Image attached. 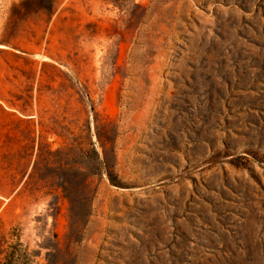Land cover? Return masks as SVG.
<instances>
[{"label":"rangeland","instance_id":"obj_1","mask_svg":"<svg viewBox=\"0 0 264 264\" xmlns=\"http://www.w3.org/2000/svg\"><path fill=\"white\" fill-rule=\"evenodd\" d=\"M21 2L0 0V264H264V0ZM99 124L122 186L94 173Z\"/></svg>","mask_w":264,"mask_h":264},{"label":"trees","instance_id":"obj_2","mask_svg":"<svg viewBox=\"0 0 264 264\" xmlns=\"http://www.w3.org/2000/svg\"><path fill=\"white\" fill-rule=\"evenodd\" d=\"M53 0H22L20 8L16 11L17 16L22 14H29L31 12H38V11H49L51 12L53 9ZM108 125V124H107ZM106 131V124L105 125H96V134L98 141L100 142L101 146L105 148L107 146V141L110 140ZM111 142V149L109 151H103V154L97 153V166L95 167V174H106L110 182L115 186H122V182L115 171V162L114 158L115 150H114V139L110 140ZM65 190L67 187H64Z\"/></svg>","mask_w":264,"mask_h":264},{"label":"bare ground","instance_id":"obj_3","mask_svg":"<svg viewBox=\"0 0 264 264\" xmlns=\"http://www.w3.org/2000/svg\"><path fill=\"white\" fill-rule=\"evenodd\" d=\"M0 47H5V46H3V45H0ZM44 59H47V58H44Z\"/></svg>","mask_w":264,"mask_h":264},{"label":"crops","instance_id":"obj_4","mask_svg":"<svg viewBox=\"0 0 264 264\" xmlns=\"http://www.w3.org/2000/svg\"><path fill=\"white\" fill-rule=\"evenodd\" d=\"M0 48H4V47H0Z\"/></svg>","mask_w":264,"mask_h":264}]
</instances>
